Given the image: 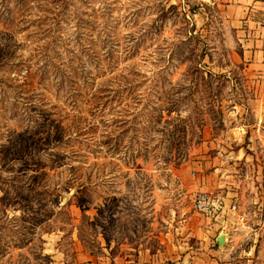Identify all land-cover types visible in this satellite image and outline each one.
Listing matches in <instances>:
<instances>
[{
  "label": "rangeland",
  "instance_id": "1",
  "mask_svg": "<svg viewBox=\"0 0 264 264\" xmlns=\"http://www.w3.org/2000/svg\"><path fill=\"white\" fill-rule=\"evenodd\" d=\"M220 12L0 0V264L177 254L164 252L199 191L179 168L226 151L230 126L251 117Z\"/></svg>",
  "mask_w": 264,
  "mask_h": 264
},
{
  "label": "crops",
  "instance_id": "2",
  "mask_svg": "<svg viewBox=\"0 0 264 264\" xmlns=\"http://www.w3.org/2000/svg\"><path fill=\"white\" fill-rule=\"evenodd\" d=\"M211 2L244 62L251 117L247 124L230 126V148L189 160L179 176L187 193L218 191L228 203L237 196L244 220L188 213L180 221V239L164 252L177 254L145 250L134 257H95L82 252L78 264H264V0Z\"/></svg>",
  "mask_w": 264,
  "mask_h": 264
},
{
  "label": "built area",
  "instance_id": "3",
  "mask_svg": "<svg viewBox=\"0 0 264 264\" xmlns=\"http://www.w3.org/2000/svg\"><path fill=\"white\" fill-rule=\"evenodd\" d=\"M192 208L202 216L218 220L224 215L244 220V212L240 210V203L237 196H233L228 203L226 195L218 191H198L192 199Z\"/></svg>",
  "mask_w": 264,
  "mask_h": 264
},
{
  "label": "trees",
  "instance_id": "4",
  "mask_svg": "<svg viewBox=\"0 0 264 264\" xmlns=\"http://www.w3.org/2000/svg\"><path fill=\"white\" fill-rule=\"evenodd\" d=\"M18 225H16V227H17ZM17 229H19V228H17ZM24 231H26V229H24ZM43 241V240H42ZM35 255H37V252L36 253H34ZM40 258V257H39Z\"/></svg>",
  "mask_w": 264,
  "mask_h": 264
},
{
  "label": "water",
  "instance_id": "5",
  "mask_svg": "<svg viewBox=\"0 0 264 264\" xmlns=\"http://www.w3.org/2000/svg\"><path fill=\"white\" fill-rule=\"evenodd\" d=\"M222 239H223V238H222V236H221V237L219 238V241H222Z\"/></svg>",
  "mask_w": 264,
  "mask_h": 264
}]
</instances>
